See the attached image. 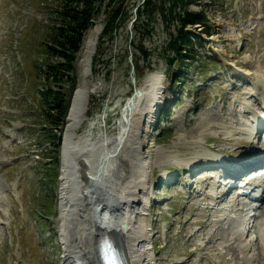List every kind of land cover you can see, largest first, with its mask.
<instances>
[{"label":"rangeland","instance_id":"1","mask_svg":"<svg viewBox=\"0 0 264 264\" xmlns=\"http://www.w3.org/2000/svg\"><path fill=\"white\" fill-rule=\"evenodd\" d=\"M205 1L216 32L207 37L205 48H200L199 64L189 66L187 78L186 70L178 72V65L169 60L173 54L169 40L175 26L163 19L158 10H146L142 0H125L130 16L113 38L98 41L96 52L101 50L103 56L97 70H93L92 61L87 78L88 83L99 88L91 93L86 118L72 143L66 140L67 114L60 176L49 180L46 174L52 164L46 165L40 154L49 142L40 145L38 130L44 125L43 100L38 92L32 94L31 88L43 87L35 71L45 53L40 43L57 0H0V264H54L55 260V264H69L64 237L76 230L78 219L74 213L69 217L72 221L67 219L64 155L70 156L73 170L72 202L82 200L78 191L84 181L82 159L69 150L66 154L65 149L74 143L85 146V139L100 141L106 137L110 145L116 143V137L128 130L132 121L130 115L127 125L123 120L131 106L127 104L125 108V101L154 71L162 75L163 87L169 85L175 73L176 91L163 92L164 102L159 101L154 107V116L147 117L143 131L146 145L142 151L153 160V169L145 172L149 179L143 191L137 189L141 201L136 208L140 212L136 226L143 234L146 231L148 242L143 248L150 253L148 262L264 264L259 257L264 249V198L253 202L234 196L236 185L227 186L231 179L234 181L233 175L226 180V173L215 174L225 170L215 165L223 157L233 162L232 168L241 162L246 168L241 174H249L250 162L263 152V142L254 132L258 120L264 123V0ZM165 3L170 5L169 0ZM138 7L137 17L134 14ZM104 22L105 14L100 13L94 24L102 26L99 36ZM84 44L76 60L75 89L84 81ZM133 65L135 83L131 80ZM107 69L112 72L106 73ZM184 78L187 80L181 81ZM66 81L69 88L71 82ZM161 91L159 88L158 96ZM165 108L169 115L160 122L157 117ZM131 149L120 154L127 165L124 179H119V183L126 180L125 185L119 184L123 187L140 172L136 151ZM167 149L182 158L197 155L198 160L186 165L162 163L157 154L167 153ZM88 157L85 154L87 160ZM116 165H120L118 160ZM254 179L261 182L264 175L257 172ZM46 185L51 192L44 190ZM95 187L105 192L102 184L97 182ZM71 209L74 211L73 206ZM229 228L245 231L246 249L231 239Z\"/></svg>","mask_w":264,"mask_h":264},{"label":"bare ground","instance_id":"2","mask_svg":"<svg viewBox=\"0 0 264 264\" xmlns=\"http://www.w3.org/2000/svg\"><path fill=\"white\" fill-rule=\"evenodd\" d=\"M101 30L102 26L100 24L93 25L86 36L84 54L82 57L84 81L82 84L78 85L74 91L70 105L69 117L67 116L68 122L66 125V140L71 141V143L73 141L72 139L77 138L74 135L82 126L83 121L86 118L89 110L91 93L99 88L97 85L88 83L87 77L91 74L90 67L92 65L94 54L98 49L97 47ZM161 82L162 75L157 71H154L147 76L145 82L141 85V88H139L141 93H137L134 96L133 101L129 104L131 106H128V110L125 111L123 117V120L125 119V125L128 124V119L126 118L129 117V115L130 118H132L128 130L123 129L124 133L122 132V135L116 137V143L110 145L108 138L105 137L100 141H90L85 139L82 141L85 146H80L79 143L67 145L68 149H65L66 154L67 150H69L71 153L73 152L76 156H79V158L82 159L80 163L82 175H80L83 177L84 181V183L82 182L83 185L81 192L78 191V198L82 200H75L72 202L74 198V188L71 186V175L73 174V170L72 167H70V156L68 158V155H64L63 169L66 175V180L63 189L65 191V205L66 207L69 206L67 208V219L69 220V217L73 213V217L78 219L75 220L77 221V225L75 227L76 230L71 232L70 236L67 234L66 237H64L67 251L66 260L69 264H101L97 248L98 233L100 228L107 229L108 232H111L116 237L117 242L126 258L127 264H150L148 262L150 253L143 248L148 242L147 236H145L146 231L143 234L142 230L139 228L140 226H136L137 215L140 213L136 208L141 201L139 195L137 194V189L139 188L140 192L143 191L149 179L148 177L145 178V172L148 168L153 169V160L149 159L150 157L147 158L149 155L146 156L142 151L146 145L145 138H143V131L146 129L145 122H147V117L154 116V107L159 104L160 100L157 92L159 91V88L160 90H163L164 88L163 85H160ZM123 120L122 124L124 125ZM129 147L132 148L131 150L136 151V159L139 160V162H137L140 172H137V176L135 175L133 182L129 185L127 184V187H123L122 185H125L124 183H126V180H124V183L121 182L122 185L120 186L119 184L121 183H119V179L124 177V171L126 170L127 165H125L121 155L126 152ZM85 154H88L90 157H88L89 160L85 158ZM132 154L133 153H131V156ZM157 155L158 159L162 163L168 162L170 164H195L198 160L197 155L182 158L179 157L178 152H173V150L169 149H167V153L160 152ZM261 159L258 160L260 161ZM116 160H118V163L122 166L116 165ZM238 167H240L238 170L234 169L237 171L235 174L242 168L241 166ZM146 173L148 174V172ZM97 182L102 184L105 192L98 191L95 187ZM80 183H78V185H80ZM228 185L232 186V184ZM262 196L264 198V193L261 194L259 198ZM78 203H80L81 206ZM72 206L74 211L71 209ZM72 220L73 219H70V221ZM125 222L128 223L127 228L123 226ZM227 230L230 231V234H235L233 238L236 237L235 239L238 240V245L244 249L246 247L243 242L245 231L240 229L231 231L230 228ZM228 238L225 240L230 241ZM259 257L264 259V249L260 251Z\"/></svg>","mask_w":264,"mask_h":264},{"label":"trees","instance_id":"3","mask_svg":"<svg viewBox=\"0 0 264 264\" xmlns=\"http://www.w3.org/2000/svg\"><path fill=\"white\" fill-rule=\"evenodd\" d=\"M143 0V5L148 11L158 10L163 19L175 26L171 33L169 44L174 56H170V62L179 61L178 72H189L191 62L199 58L197 46L204 47L207 39L204 34L215 33L212 27L210 15L205 7V0ZM198 5V9L190 6ZM50 22L46 25L40 46H44V56L39 61L35 74L43 81V87L34 85L32 94L39 93L42 101L44 125L38 127L41 142H49L42 151V160L45 164H52L46 174L49 180L57 179L60 166V146L62 143L63 128L71 103L72 89L77 82L76 60L83 47L85 37L89 29L95 24L100 13L105 14L104 28L100 40L113 38L119 27L126 21L130 13L125 8V0H57V5L52 8ZM133 45V44H132ZM141 49V47L139 46ZM98 52V51H97ZM144 52L147 54L148 49ZM26 54V52H24ZM103 53L99 50L94 55L93 68L101 62ZM185 66H188L187 68ZM107 69L106 73H111ZM175 73L171 79L174 81ZM67 78V79H66ZM66 80L71 82L68 88ZM174 91H176L174 87ZM36 98V97H35ZM38 101V100H37ZM169 110L164 109L163 116L168 115ZM38 143V142H37ZM48 152V153H47ZM44 190L51 192L49 185ZM55 213V212H53ZM57 262V261H55Z\"/></svg>","mask_w":264,"mask_h":264},{"label":"water","instance_id":"4","mask_svg":"<svg viewBox=\"0 0 264 264\" xmlns=\"http://www.w3.org/2000/svg\"><path fill=\"white\" fill-rule=\"evenodd\" d=\"M132 79H133V80L135 79L134 74L132 75ZM137 93H141V90H140V89L135 90V92L133 93V95L127 99V104H128V105L130 104L131 101H133L134 96H135ZM123 226L127 228V227H128V223L125 222V223L123 224Z\"/></svg>","mask_w":264,"mask_h":264}]
</instances>
